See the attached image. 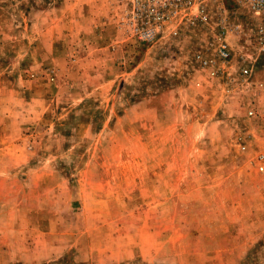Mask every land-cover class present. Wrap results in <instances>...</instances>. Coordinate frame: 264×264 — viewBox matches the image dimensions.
Returning a JSON list of instances; mask_svg holds the SVG:
<instances>
[{
	"label": "rangeland",
	"instance_id": "rangeland-1",
	"mask_svg": "<svg viewBox=\"0 0 264 264\" xmlns=\"http://www.w3.org/2000/svg\"><path fill=\"white\" fill-rule=\"evenodd\" d=\"M128 4L0 0V264H264V56Z\"/></svg>",
	"mask_w": 264,
	"mask_h": 264
},
{
	"label": "built area",
	"instance_id": "built-area-1",
	"mask_svg": "<svg viewBox=\"0 0 264 264\" xmlns=\"http://www.w3.org/2000/svg\"><path fill=\"white\" fill-rule=\"evenodd\" d=\"M226 1L129 0L122 26L139 41L148 44L163 36L179 38L187 28L205 27L213 36L211 48L216 51L217 59L204 64L210 67L214 77L225 68L223 64L233 60L232 36H248L249 44H245L240 55L242 62L256 63V54L264 56V0H230L236 9H244L249 15L250 28L246 30L250 34H245L243 25L230 17ZM252 74V68H244L240 74L242 81H247Z\"/></svg>",
	"mask_w": 264,
	"mask_h": 264
}]
</instances>
